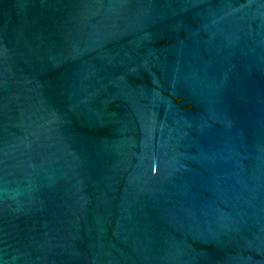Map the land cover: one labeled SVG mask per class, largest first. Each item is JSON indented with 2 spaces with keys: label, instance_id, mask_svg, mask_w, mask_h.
I'll return each instance as SVG.
<instances>
[{
  "label": "water",
  "instance_id": "95a60500",
  "mask_svg": "<svg viewBox=\"0 0 264 264\" xmlns=\"http://www.w3.org/2000/svg\"><path fill=\"white\" fill-rule=\"evenodd\" d=\"M0 264H264V0H0Z\"/></svg>",
  "mask_w": 264,
  "mask_h": 264
}]
</instances>
